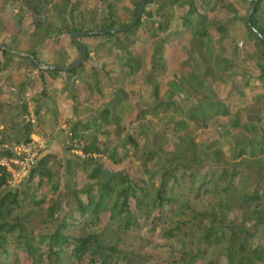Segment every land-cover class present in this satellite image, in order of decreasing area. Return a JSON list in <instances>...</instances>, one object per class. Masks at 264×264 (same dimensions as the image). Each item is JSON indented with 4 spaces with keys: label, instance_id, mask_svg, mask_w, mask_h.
Instances as JSON below:
<instances>
[{
    "label": "trees",
    "instance_id": "trees-1",
    "mask_svg": "<svg viewBox=\"0 0 264 264\" xmlns=\"http://www.w3.org/2000/svg\"><path fill=\"white\" fill-rule=\"evenodd\" d=\"M208 1L145 0L135 22L142 0L3 1L0 23L8 10L24 40L13 47L15 36L0 25V95L18 100L0 99V159L15 157L13 147L30 143L36 129L53 139L45 75L71 92L67 148L80 154L45 153L15 187L0 165V264H21L20 253L30 264H157L148 247L168 251L167 264H264V93L256 94L264 91V0L249 22L255 0H210L207 9L228 13L222 21L209 18ZM26 13L30 29L22 30ZM77 31L87 32L77 39L85 59L57 68L81 57ZM64 35L67 44L44 50ZM170 41L192 42L182 62L190 72L168 82L171 94L160 99ZM137 45L151 47L145 83L157 101L136 113L142 128L116 142L111 128L124 130L138 101L125 83L146 65ZM21 69L13 92L11 74ZM146 117L158 120L150 126ZM199 129L210 134L199 139ZM103 159L123 167L106 176Z\"/></svg>",
    "mask_w": 264,
    "mask_h": 264
},
{
    "label": "rangeland",
    "instance_id": "rangeland-1",
    "mask_svg": "<svg viewBox=\"0 0 264 264\" xmlns=\"http://www.w3.org/2000/svg\"><path fill=\"white\" fill-rule=\"evenodd\" d=\"M4 0H0V5L3 4ZM93 4H95L96 2H94V0H92ZM208 5L206 6L205 10L208 13V16L211 20L213 21H222L224 19H226L229 15L228 13H226L225 10L221 9V8H215L213 10H209L207 9L210 6V0L208 1ZM122 4H127L126 1H122ZM229 14L233 15L234 13V8L232 5H229ZM27 18L23 21L22 23V30H26V29H30V14L26 13ZM121 16H123V13L121 12ZM2 22L0 23V25H4L7 27V31L10 35L15 36L16 35V30H17V25L15 24V21L13 20V16L12 14L6 10L2 15ZM137 34L140 36H143L141 34L140 31H137ZM38 39L41 38V33L38 32L37 34ZM15 41L13 42V47H19L22 46L21 42H23V38H21L20 36H15ZM81 42L86 45L88 48H91L93 46H95V41L92 38H88V37H84L81 39ZM152 45L154 43H156L155 40L151 41ZM68 43V37L66 35L62 36L59 39H48L45 42V47L44 50L46 52H52L56 47H59L61 45H65ZM192 44V42L190 43H185V42H180V41H170L166 44L165 48H164V55L166 57V69L164 71V75L160 78L159 82H160V90H159V97L160 99H166L170 96L171 94V90L168 88V82H170L173 79H177L180 77H187L189 74V68L187 66H184L182 64L184 58H185V50L190 47V45ZM137 51L140 54H144L145 53V59H146V65L145 67L140 70L139 73H137L131 82L129 83H125L126 88L127 89H131L133 90L134 97L138 98V101L135 103H132L131 107L133 108V112L131 114H129L126 119L124 120V130H122L121 126H118L117 128H111V138L115 139L116 142L117 141H121L122 137H125L126 135L130 134V133H135L137 131H139L142 128V122L139 119H136V113L138 112L139 108L141 106H148V105H152L154 104L156 100V98L153 95V89L150 85L145 83V76H146V72L148 70V62L150 61L151 58V47H141L140 45H137ZM145 48V49H143ZM135 50V49H134ZM98 53L105 55L104 53H102L101 51H99ZM101 62V60L99 61ZM44 65V64H43ZM23 70H19L17 72L12 73V86L13 88V92H15L16 90H18V88L16 86H18V84L24 80V75H23ZM60 75L62 76L63 73H60ZM46 78V82L47 84H49L51 86V88L49 89V93H48V97L45 99V104L48 106V108L55 112L56 116H57V129L54 133L57 134L56 139L54 140V137L51 141H46L41 138L42 136L39 134L38 129L35 130L34 134L31 135L32 137V141L30 143V150L28 152H26L24 155L25 156H30L32 158H39L41 156H43L45 153L47 152H53L55 153L57 156L61 157L62 159H66L68 157H74V155L76 154H80L79 151L77 150H73V149H68V130H69V126L70 123L67 121V106H69V102L68 99V95L71 93L70 91H66L61 92L60 91V86L57 85L56 81H54L53 79H51L48 75H45ZM73 80V79H72ZM71 80V82H72ZM34 89L35 88H31L30 89V94L34 93ZM229 91V86L228 85H224L223 87V92L228 93ZM264 93V91H257L256 94H261ZM199 96H201V94H199ZM0 99H3L7 102H11V103H15L18 100L13 96L10 95L9 93L7 94H2L0 95ZM237 96H233L231 97L230 100H237ZM98 103L100 104L101 107L104 106L105 104V98L104 97H100L98 99ZM156 103V102H155ZM31 110L32 107H31ZM242 113V114H241ZM240 114L243 116V112L240 111ZM30 118L33 119V116L30 113ZM145 122L148 123L150 122V126H152L157 120L158 117H146L144 118ZM227 117H219L217 119L218 122L220 123H226L227 122ZM115 130V131H114ZM39 135L40 138H37L34 135ZM210 133L207 132V130L205 129H199L197 130V136L199 137V139H203L205 137H207ZM40 140L42 142H44L45 144V148L44 149H39V145H40ZM20 146V145H18ZM17 147V146H14ZM13 147V148H14ZM17 150V149H16ZM24 152H21L20 154L22 155ZM103 165L104 168H106L107 170L111 171H115L118 170L120 168H122L123 164H119V165H112L108 162V160L103 159ZM13 169L14 171L18 172L19 170V166L17 165H13ZM26 176V175H25ZM24 175L22 176H17L16 177H11V186H22L25 182L26 179ZM45 187H43L42 190H44ZM231 216L235 219H238L239 217V211L236 210L234 212L231 213ZM264 240V238H263ZM145 253L149 254L150 257H152L157 264H167V261L170 259L169 258V252L165 251V250H160L154 247H148L145 251ZM20 257V262L21 264H30V261H28V259H26L22 253L19 254ZM221 261H223V258L220 259ZM195 264H201V262H197Z\"/></svg>",
    "mask_w": 264,
    "mask_h": 264
},
{
    "label": "built area",
    "instance_id": "built-area-1",
    "mask_svg": "<svg viewBox=\"0 0 264 264\" xmlns=\"http://www.w3.org/2000/svg\"><path fill=\"white\" fill-rule=\"evenodd\" d=\"M31 143V142H30ZM30 143L28 144H22L20 146L14 147L15 151V157H12L10 159H5L2 158L0 159V165L4 166L5 169L10 173V179H9V184L11 185V177H16L26 175L28 174L30 168L33 166V164L36 162L38 157L32 158L30 156H25L24 154L30 150ZM45 144L40 140V145L39 149H44ZM17 149V150H16ZM21 152H24L22 155L20 154ZM13 165L19 166L18 172L14 171ZM25 176V177H26Z\"/></svg>",
    "mask_w": 264,
    "mask_h": 264
},
{
    "label": "water",
    "instance_id": "water-1",
    "mask_svg": "<svg viewBox=\"0 0 264 264\" xmlns=\"http://www.w3.org/2000/svg\"><path fill=\"white\" fill-rule=\"evenodd\" d=\"M257 1H258V0H255V1H254V3L252 4V6H251V8H250V10H249L248 16H247V18H246L247 22H249V16H250V14H251L253 8L255 7V4H256ZM144 3H145V0H142V2H141V4H140V7L138 8L137 14H136V16H135L134 22L137 20V17H138V15H139V13H140V11H141V9H142ZM121 29H122V27L119 26V27H116V28H115V31H117V30H121ZM85 33H87V32L77 31V32H74V33L72 34V39H73L74 43H76V44L80 47V50H81V52H82L81 57H80L79 59L75 60V61L72 63V65H70V66L67 67V68L58 67V66H57V68L70 70V69H72V68H74V67H77V66L81 63V61H83V60L85 59V56H86L85 51H84V49H83L81 43L77 40L78 37H79L80 35L85 34ZM37 64H38V66H39L40 68H47V69H51V68H52L51 66H46V65H43V64H39V63H37ZM76 80H77V81H81V75H76V76L73 78V80H72V86L75 84V81H76ZM103 173H104L106 176H108V175H110L112 172L108 171V170L105 168V169H103Z\"/></svg>",
    "mask_w": 264,
    "mask_h": 264
},
{
    "label": "crops",
    "instance_id": "crops-1",
    "mask_svg": "<svg viewBox=\"0 0 264 264\" xmlns=\"http://www.w3.org/2000/svg\"><path fill=\"white\" fill-rule=\"evenodd\" d=\"M76 82H77V80L75 81V84H76ZM78 82H80V81H78ZM75 84L72 86V82H71V86L72 87H74ZM84 95H85V92L83 91V89L82 88H79V96H80V98H83ZM67 100L70 101L69 103L71 104V100L69 98ZM70 104H69V106H67V111H66L67 116H69V117L71 116V107H70ZM34 136H36L37 138H40L39 135H36L35 134ZM56 137H57V134L54 135V140L56 139Z\"/></svg>",
    "mask_w": 264,
    "mask_h": 264
}]
</instances>
